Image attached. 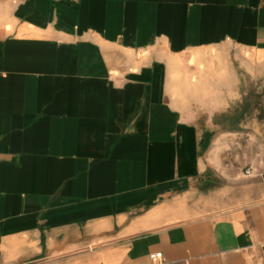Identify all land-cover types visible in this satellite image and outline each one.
<instances>
[{"label":"crops","instance_id":"1","mask_svg":"<svg viewBox=\"0 0 264 264\" xmlns=\"http://www.w3.org/2000/svg\"><path fill=\"white\" fill-rule=\"evenodd\" d=\"M243 76L264 0H0V264H264Z\"/></svg>","mask_w":264,"mask_h":264},{"label":"rangeland","instance_id":"2","mask_svg":"<svg viewBox=\"0 0 264 264\" xmlns=\"http://www.w3.org/2000/svg\"><path fill=\"white\" fill-rule=\"evenodd\" d=\"M208 54L212 56L213 60L218 58V53L214 50H210ZM242 80L247 92L244 98V103L246 102L244 112H242L246 125L245 134L241 138L243 145L240 149L242 151L238 156H235L231 155L232 149L229 148L228 154L225 153V155L226 162L234 164L230 170L239 174V178L235 182L238 183V194L240 195L242 193L240 190L243 189L245 199H252L258 197L259 194L260 196L264 195V78L252 82L250 77L243 76ZM238 106L241 107V105ZM252 106H255L253 111ZM240 113L241 111L233 114L234 120L230 123L232 126H237L240 123ZM248 168L251 169L252 173L243 175V172ZM259 180L260 183L258 184L257 181ZM222 182L225 184V180ZM251 199L246 200V202H250Z\"/></svg>","mask_w":264,"mask_h":264},{"label":"built area","instance_id":"3","mask_svg":"<svg viewBox=\"0 0 264 264\" xmlns=\"http://www.w3.org/2000/svg\"><path fill=\"white\" fill-rule=\"evenodd\" d=\"M243 173L246 174V175H250L252 173V171H251L250 168H248ZM150 258L153 261H155V262H162V261H164V258H163V255H162L161 252H157V253L150 254Z\"/></svg>","mask_w":264,"mask_h":264}]
</instances>
